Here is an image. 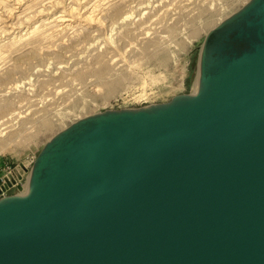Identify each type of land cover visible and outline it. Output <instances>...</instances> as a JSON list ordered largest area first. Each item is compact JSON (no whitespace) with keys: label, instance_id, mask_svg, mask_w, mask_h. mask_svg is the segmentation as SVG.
<instances>
[{"label":"water","instance_id":"obj_1","mask_svg":"<svg viewBox=\"0 0 264 264\" xmlns=\"http://www.w3.org/2000/svg\"><path fill=\"white\" fill-rule=\"evenodd\" d=\"M203 46L195 99L46 144L33 192L3 197L0 264H264V0Z\"/></svg>","mask_w":264,"mask_h":264},{"label":"rangeland","instance_id":"obj_2","mask_svg":"<svg viewBox=\"0 0 264 264\" xmlns=\"http://www.w3.org/2000/svg\"><path fill=\"white\" fill-rule=\"evenodd\" d=\"M16 1L0 0V31L8 28L10 9L17 26L33 21L40 27L36 37L25 35L13 47L10 37L0 38V74L15 67L11 83H32L30 90L12 92L11 83L0 84V199L26 186L40 152L73 123L195 91L207 34L250 0H87L100 19L65 29L41 23L38 13L53 11L56 2L72 6L73 0ZM124 12L134 15L120 23ZM99 54L112 69L103 76L106 84L96 73ZM119 77L122 85L108 95L107 85Z\"/></svg>","mask_w":264,"mask_h":264},{"label":"bare ground","instance_id":"obj_3","mask_svg":"<svg viewBox=\"0 0 264 264\" xmlns=\"http://www.w3.org/2000/svg\"><path fill=\"white\" fill-rule=\"evenodd\" d=\"M7 1H9V0H7ZM86 1L87 0H73L74 5H72V6L62 5L61 2L59 3V2L55 1L56 4H54L55 9L53 11H56V9L62 8L61 11H57L56 12L57 14L59 13L58 15H55L56 13L53 14V11H47L48 13H44V10L42 9V10L39 11L38 17H40V16L44 17V18L41 19V23L42 22H46V21L49 20L50 22H52L54 24L57 23V26L61 27L63 29L69 28V27H74L75 25L81 24V21H84L85 24H89L90 25L93 22H97L98 19H100V17L97 18L96 17L97 15L94 14L95 13L94 5H96V4H93L91 6H87V5L84 4V2H86ZM16 2L19 5H22V3H23L22 0H17ZM17 7H18V5H17ZM117 8H118L117 12H120V10H122L121 6H117ZM87 12H88V14H85ZM13 14L14 13L11 12V9H10L9 14H7L9 23L6 26L9 29L7 28V29H4V30L0 31V38H5L6 39L7 37H10L9 40L7 41V43L10 42L9 45L11 46V44H12V47L16 43H19L20 41H22V39H23V37L25 35L26 36H28V35H33L34 36L35 34H37L39 32L38 28L40 27V24H38L36 22L33 23V21L32 22L31 21H27L26 23L30 24V25H23L24 27L19 26V25L17 26L16 22H11V21H13L12 18H14ZM133 15H134V13H132V12H124L121 15V17H120L121 18L120 23H124L125 21L130 20L133 17ZM114 28L115 27H112V29H111L112 32H114ZM111 35H112V33H111ZM34 37H36V36H34ZM23 41H24V39H23ZM26 41H27V39H26ZM203 56H204V46H202L201 65H200V70H199V73H198V76H197V82H196L195 91H193V92H191L189 94L177 96L172 101L164 103V104L150 105V106H146V107H143V108H140V109H137V110H143V111H146L148 113H157V112L161 113L163 110H165L167 108L170 109L171 107H173V106H175L177 104H181L184 101H191V100L195 99L200 94V92L202 91V80H201V78H202V75H203L202 74V70H203L202 69L203 68ZM105 57H106L105 54H99L98 58H99V61L101 63V67L99 69H97L96 73H98V75L101 77V81L106 84L107 82L103 78V76L106 73H109L112 69H111V66H109L110 64H108V62H107ZM14 71H15V67L11 68V70L6 71L5 73L0 74V84L1 85L3 83L10 84L12 82L11 78L13 77V72ZM82 73L80 72V76H82ZM119 78H116V79L113 78L114 80L112 81L111 84L108 81L109 82V84L107 85L108 88H109V89L107 88L108 89V93H107L108 95L113 90H115V88L117 86L119 87V86L122 85V81L123 80L121 78L120 79ZM31 84H32L31 83V79L20 80L18 82L11 83V85L8 86V89H9L8 92L18 91V90L19 91H24V90H27V89L30 90V88H32V87L28 88L27 85H31ZM137 110H135V111H137ZM123 113H124V110L123 111H110L109 110V111H106L104 113H100V114L94 115L93 117L100 118V117L104 116L106 118H113V117L119 116V115H121ZM44 123L49 124V121L45 119ZM33 173H34V171H32V173H30L26 186L25 187L22 186V190L19 193H17L15 196L14 195L11 196L12 197L11 200L24 198L26 196H29L33 192V175H34ZM1 200H0L1 201L0 205H4V204H7L8 202H10V200L8 201V200H6L4 198L1 199Z\"/></svg>","mask_w":264,"mask_h":264},{"label":"built area","instance_id":"obj_4","mask_svg":"<svg viewBox=\"0 0 264 264\" xmlns=\"http://www.w3.org/2000/svg\"><path fill=\"white\" fill-rule=\"evenodd\" d=\"M22 187V186H21Z\"/></svg>","mask_w":264,"mask_h":264}]
</instances>
